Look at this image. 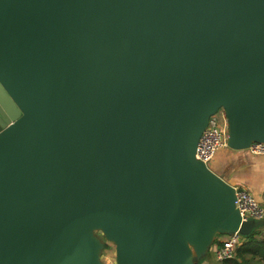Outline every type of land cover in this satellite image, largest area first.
<instances>
[{
    "label": "water",
    "instance_id": "1",
    "mask_svg": "<svg viewBox=\"0 0 264 264\" xmlns=\"http://www.w3.org/2000/svg\"><path fill=\"white\" fill-rule=\"evenodd\" d=\"M254 142L264 0H0V264L201 262L264 225L236 205Z\"/></svg>",
    "mask_w": 264,
    "mask_h": 264
},
{
    "label": "built area",
    "instance_id": "2",
    "mask_svg": "<svg viewBox=\"0 0 264 264\" xmlns=\"http://www.w3.org/2000/svg\"><path fill=\"white\" fill-rule=\"evenodd\" d=\"M228 120L223 109H219L210 117L209 123L199 140L196 157L208 163L214 155L227 146ZM249 149L253 153L264 154V142H254ZM236 205L243 218L264 220V205L261 204L252 192L245 186L236 185ZM242 234L235 232L220 236L219 242L214 247L215 262L221 263L233 258L238 245L243 240ZM195 264H209L196 262Z\"/></svg>",
    "mask_w": 264,
    "mask_h": 264
},
{
    "label": "trees",
    "instance_id": "3",
    "mask_svg": "<svg viewBox=\"0 0 264 264\" xmlns=\"http://www.w3.org/2000/svg\"><path fill=\"white\" fill-rule=\"evenodd\" d=\"M263 231L264 226L260 225L255 228L250 234L246 236L244 235L243 240L238 245L235 256L233 258L226 259L221 263L213 262L212 264H264ZM218 242L219 240L217 239L216 243Z\"/></svg>",
    "mask_w": 264,
    "mask_h": 264
},
{
    "label": "crops",
    "instance_id": "4",
    "mask_svg": "<svg viewBox=\"0 0 264 264\" xmlns=\"http://www.w3.org/2000/svg\"><path fill=\"white\" fill-rule=\"evenodd\" d=\"M234 184L247 187L255 198L264 205V155L254 157L247 166L245 175L240 179H236ZM207 255L201 260V262L210 264H212L211 262H215L206 259Z\"/></svg>",
    "mask_w": 264,
    "mask_h": 264
},
{
    "label": "rangeland",
    "instance_id": "5",
    "mask_svg": "<svg viewBox=\"0 0 264 264\" xmlns=\"http://www.w3.org/2000/svg\"><path fill=\"white\" fill-rule=\"evenodd\" d=\"M97 234L100 235V232L97 231ZM224 235L225 234L219 235L218 240L220 239V236H224ZM216 244H217L216 242L213 244V246L209 250V253L206 257V259H208L209 261H215L214 247ZM101 258L103 261H105L109 264H115L116 263V247L113 243H109L106 246V248L103 249L102 254H101ZM211 263H213V262H211Z\"/></svg>",
    "mask_w": 264,
    "mask_h": 264
}]
</instances>
